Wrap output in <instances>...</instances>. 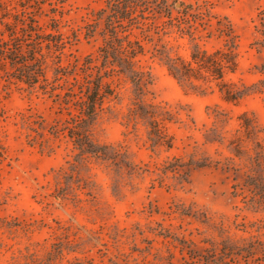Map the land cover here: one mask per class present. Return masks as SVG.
I'll return each instance as SVG.
<instances>
[{"label": "rangeland", "instance_id": "374dc122", "mask_svg": "<svg viewBox=\"0 0 264 264\" xmlns=\"http://www.w3.org/2000/svg\"><path fill=\"white\" fill-rule=\"evenodd\" d=\"M37 1L0 0V39H8L4 23L15 25L17 16L34 17L45 31L57 25L70 41L62 58L64 66L97 56L101 38L86 39L84 35L87 23H95L93 19L105 8L103 0H48L40 5ZM177 3L180 7L181 3L202 4L205 15L211 7L214 26H206L207 20L195 23L199 42L207 50L225 43V37L215 30L216 17H226L233 25L239 42V68L227 79L246 85L264 80V0ZM176 16L178 12L173 10L178 20ZM168 24V18L158 16L148 21V31L134 30V35L146 46L140 65L154 78L148 98L168 104L181 115L182 122L170 125L174 147L152 150L145 127H126L132 86L121 76L113 78L114 96L105 101L94 127L98 141L119 145L138 165L132 176L121 180L117 195L112 191L113 172L95 161L90 166L88 190L80 186L77 196L70 197L58 193L55 171L73 161L75 149L66 133H50L56 122L69 119L50 87L55 84L61 92L68 80L55 81V66L50 61L49 85L41 82L29 87L9 75L11 68L0 57V144L4 147L0 159V264H205L201 256L212 246L221 247L224 240L241 244L264 241V200L241 186L246 167L240 173L220 167L198 169L183 184L171 173L161 179L168 158L193 152H205L222 161L233 156L227 142L206 144L204 134L215 124L227 140L232 138L243 131L239 117L245 112L257 121L254 139L247 142L249 153H255L254 140L264 148V88L237 104L225 102L217 90L205 95L183 90L155 51L168 42L174 52L190 56V38L166 31ZM78 74L81 76L80 71ZM216 111L228 114V122H216ZM245 158L236 161L247 166L250 163Z\"/></svg>", "mask_w": 264, "mask_h": 264}, {"label": "trees", "instance_id": "16d2710c", "mask_svg": "<svg viewBox=\"0 0 264 264\" xmlns=\"http://www.w3.org/2000/svg\"><path fill=\"white\" fill-rule=\"evenodd\" d=\"M46 1L48 0H38L36 3L40 5ZM103 2L105 8L93 19L95 23H87L84 35L86 39L94 36L101 38L97 56L89 55L81 64L77 60L64 66L62 58L70 41L64 38L57 25L52 26L50 31H45L34 17L17 16L15 25L4 23V33L8 34V39H0V57L10 66L9 75L17 81L29 87L42 82L47 87L49 82L46 74L50 61L55 66V81L62 78L68 80L66 82L69 85L61 92H57L60 88L55 84L50 87L51 93L60 99V105L69 116L62 124L60 121L56 122L50 128V133L54 136L60 132L66 133L75 149L73 161L67 167L55 171L58 193L64 197L73 194L77 196L75 191L80 186L89 189L87 184L90 183L92 161L106 164L113 172L114 195L120 191L121 180L132 176L138 168L122 147L102 143L94 136V127L104 103L114 96L112 80L115 76L124 77L132 86V103L126 113V127H145L152 150H171L174 147L175 137L170 131V125L182 122L181 115L168 104L148 98L154 78L142 68L139 61V57L146 52V46L143 40L135 37L134 30H141L142 33L148 31L149 20L158 16L168 18L166 31L190 38L189 58L174 52L173 46H169L168 42L155 48L157 57L183 90L200 95L217 90L225 102L237 104L251 93L264 88V80L246 85L227 79L229 74L237 73L239 68V42L233 25L226 17L215 18V30L225 37L224 45L210 51L200 44L195 23L203 24L207 20L208 23H204L206 26H214L210 23L211 18H214L211 7L206 11L208 16L202 13V4L194 6L181 3V7L177 8V0ZM173 10L178 12V20L173 17ZM198 15L202 16L196 18ZM211 34L212 31L209 36ZM216 112V122H228V114ZM239 119L243 131L239 130V134L228 140L215 124L206 129L204 134L206 144L223 145L227 142V149L233 156L222 161L214 160L205 152H193L186 157L168 158L161 170V179L171 173L178 184H183L189 183L191 174L198 169L220 167L240 173L246 167L242 173L241 186L264 200V148L260 141L254 140L255 153L251 155L247 147V142L254 139L257 121L250 118L247 112L241 114ZM3 155L4 147L0 144V159ZM244 157L250 163L247 166H241L236 161V158ZM243 242L227 243L224 240L221 247L212 246L207 249L209 252L202 255L201 259L205 264H264V241L256 239Z\"/></svg>", "mask_w": 264, "mask_h": 264}, {"label": "water", "instance_id": "95a60500", "mask_svg": "<svg viewBox=\"0 0 264 264\" xmlns=\"http://www.w3.org/2000/svg\"><path fill=\"white\" fill-rule=\"evenodd\" d=\"M176 7H180V4H179V3H177V4H176Z\"/></svg>", "mask_w": 264, "mask_h": 264}]
</instances>
